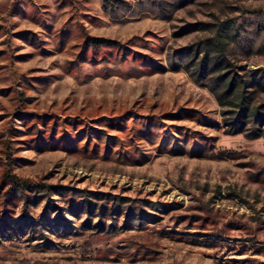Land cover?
<instances>
[{
    "label": "rangeland",
    "instance_id": "rangeland-1",
    "mask_svg": "<svg viewBox=\"0 0 264 264\" xmlns=\"http://www.w3.org/2000/svg\"><path fill=\"white\" fill-rule=\"evenodd\" d=\"M0 264H264V0H0Z\"/></svg>",
    "mask_w": 264,
    "mask_h": 264
},
{
    "label": "trees",
    "instance_id": "trees-1",
    "mask_svg": "<svg viewBox=\"0 0 264 264\" xmlns=\"http://www.w3.org/2000/svg\"><path fill=\"white\" fill-rule=\"evenodd\" d=\"M206 66H207V62H206V60H203L202 61V63H201V66H200V69H201V73H205V68H206ZM221 80V78L219 77L218 78V81H220ZM223 81V80H222ZM228 84V90H226L225 92H224V95L226 96L228 93H230L232 90H233V88L235 87V85H236V83H235V79L234 78H232L230 81H229V83H227ZM218 96L219 97H221V94H218ZM237 99H239V102H238V104H236L235 106H236V108H234V109H231L228 113H230V114H232V118L231 119H233L234 117V119H236V117H237V119H239V118H241L242 116H245V115H247V112L250 110V108H251V106H250V102L249 101H247L248 100V98H246L245 96H244V93H241V95H239V96H237ZM227 112H225V114H226ZM18 183V185H19V187H20V189H22V190H25V189H27V188H32V189H40V188H45L46 186L45 185H41V184H29L28 182H21V181H19V182H17ZM41 191V190H40Z\"/></svg>",
    "mask_w": 264,
    "mask_h": 264
}]
</instances>
